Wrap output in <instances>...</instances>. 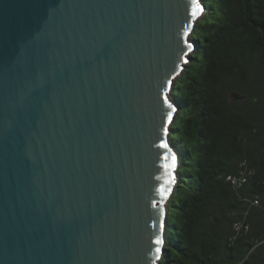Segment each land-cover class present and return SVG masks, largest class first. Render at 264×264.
<instances>
[{
    "label": "water",
    "instance_id": "1",
    "mask_svg": "<svg viewBox=\"0 0 264 264\" xmlns=\"http://www.w3.org/2000/svg\"><path fill=\"white\" fill-rule=\"evenodd\" d=\"M198 3L0 0V264H159Z\"/></svg>",
    "mask_w": 264,
    "mask_h": 264
},
{
    "label": "trees",
    "instance_id": "2",
    "mask_svg": "<svg viewBox=\"0 0 264 264\" xmlns=\"http://www.w3.org/2000/svg\"><path fill=\"white\" fill-rule=\"evenodd\" d=\"M202 2L171 94L178 183L159 264H264V0Z\"/></svg>",
    "mask_w": 264,
    "mask_h": 264
},
{
    "label": "snow or ice",
    "instance_id": "3",
    "mask_svg": "<svg viewBox=\"0 0 264 264\" xmlns=\"http://www.w3.org/2000/svg\"><path fill=\"white\" fill-rule=\"evenodd\" d=\"M192 6L193 7H192V12H191V17H192L193 20H195L198 17L199 13H201L203 11V9L201 8L200 4L198 3V0H192ZM191 27H192V24L190 23L188 25V28H191ZM185 35L186 36L188 35V31L187 30L185 31ZM191 48H192V45L191 44H188L189 51H191ZM185 55H187V53H185ZM183 62L185 64H187L188 63V60L185 59ZM168 84L169 85L172 84V81L169 80L168 81ZM164 102L166 104H168L167 97H165ZM168 107L171 109V111H169L168 114H167V123L162 126V132H163L164 135H168L169 128H168L167 124H169V123L172 122V113L176 111V109L173 108L171 104H168ZM159 147L160 148H163V149H167L169 147V145H168V143H166V142H164L162 140L161 143H160V145H159ZM164 159L165 160H169L170 159V161H171L169 164H165L164 165V167L167 170H169L168 171L169 180L167 181V183H169V184L174 183L175 181H174V177L171 176V170L175 169V167H176V156L174 154L171 155L170 157L168 155H165L164 156ZM167 191H171V189H167V190H165L163 188L161 189L162 194H166ZM160 227H161V229H163V227H164L163 223L160 224ZM155 243L157 245H163L164 241L161 238L158 237L156 239ZM155 251L158 254L157 255V259H159V253L161 252V247H157Z\"/></svg>",
    "mask_w": 264,
    "mask_h": 264
},
{
    "label": "built area",
    "instance_id": "4",
    "mask_svg": "<svg viewBox=\"0 0 264 264\" xmlns=\"http://www.w3.org/2000/svg\"><path fill=\"white\" fill-rule=\"evenodd\" d=\"M234 183H236V181H233Z\"/></svg>",
    "mask_w": 264,
    "mask_h": 264
}]
</instances>
